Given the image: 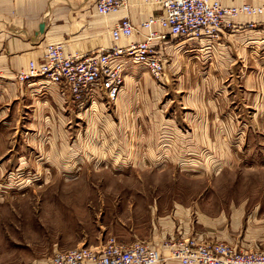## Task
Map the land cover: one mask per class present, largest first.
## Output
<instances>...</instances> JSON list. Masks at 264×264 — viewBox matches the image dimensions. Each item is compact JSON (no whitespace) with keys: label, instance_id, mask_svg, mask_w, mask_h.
I'll return each instance as SVG.
<instances>
[{"label":"rangeland","instance_id":"obj_1","mask_svg":"<svg viewBox=\"0 0 264 264\" xmlns=\"http://www.w3.org/2000/svg\"><path fill=\"white\" fill-rule=\"evenodd\" d=\"M254 33L253 61L225 71L222 61L187 59L165 62L155 78L130 65L134 87L116 101L0 105V264H32L111 236L131 244L187 225L229 226L233 205L249 197L236 219L245 230L264 202V23ZM224 72L254 76V96L243 81L223 92L201 81ZM222 212L223 222L214 219Z\"/></svg>","mask_w":264,"mask_h":264},{"label":"crops","instance_id":"obj_2","mask_svg":"<svg viewBox=\"0 0 264 264\" xmlns=\"http://www.w3.org/2000/svg\"><path fill=\"white\" fill-rule=\"evenodd\" d=\"M95 1L0 0V105H6L10 110L12 103L17 102L21 105L27 101L30 106L34 105L35 107L47 105L62 107L63 100L66 98L60 93L57 86L47 85L44 79L39 78L36 79L39 81L33 85L21 86L17 81L18 73L27 70L31 61L39 63L43 60L47 45L62 43L66 52L80 54L96 49H106L114 44L111 35L112 27L120 19L129 18L139 28V31L134 33L132 37L122 38L118 42L119 46H126L131 42L142 41L147 31L141 28V24L151 16L162 14V7L156 0H126V6L109 15L99 14L95 8ZM219 1L230 6L250 3L264 8V0ZM234 21L238 27L224 29L217 40L170 37L166 45L160 42L157 49L160 48L166 64L167 61H187V59L222 61L221 70L225 71L231 64L230 61L235 63L237 61H253L254 29L258 24L264 23V12L252 16L240 15ZM42 24H44L43 30H41ZM250 24L254 25L250 27ZM156 28L162 30L159 26ZM211 41H215L214 44ZM131 66L133 67V65ZM136 66L140 65L134 67ZM132 77L130 70L129 72L126 71V83L121 95L132 91L134 86L129 83ZM173 77H176L173 78L176 81H184L186 78L185 75ZM212 80L221 83L222 92L224 89L233 88L230 83L243 81L246 83L247 92H251V96H254L255 80L254 76L251 77L249 74L234 75L233 72H224L214 75L210 73L206 74L201 81L211 82ZM144 81L148 83L151 89L157 88L156 82L150 77H145ZM225 83L229 84L223 85ZM218 101L220 102V100ZM27 106L24 105V107ZM245 200L238 205H233V217L229 226L215 225L211 228L204 223L207 229L194 232L187 225L173 231L167 230L164 234L162 233L158 240L137 238L133 242L145 241L159 249L165 257L161 264H182L168 257L169 253L165 244L172 239L194 237L207 243L225 242L234 249L242 251L264 250V202L255 204L251 213L253 215L252 222H249L248 219L247 228L240 230L236 219L240 215L242 218L245 217V210L251 204L249 197ZM223 216H226L224 212L214 219H220V222H223ZM206 218L211 219L208 216ZM242 222L241 219L239 224ZM251 224L258 225L254 227ZM106 239L101 244L90 246L100 247ZM121 242L129 244L127 241ZM52 257L35 261L32 264H53Z\"/></svg>","mask_w":264,"mask_h":264},{"label":"built area","instance_id":"obj_3","mask_svg":"<svg viewBox=\"0 0 264 264\" xmlns=\"http://www.w3.org/2000/svg\"><path fill=\"white\" fill-rule=\"evenodd\" d=\"M162 14L151 16L141 24L146 30L140 42L119 46L122 38H130L139 28L129 18L112 27L113 45L87 53L66 52L62 43L49 44L39 63L31 61L20 71L17 80L29 83L44 79L56 85L64 96L79 103L106 97L116 101L125 86L130 65H140L159 78L166 69L163 54L157 46L166 45L170 37L181 39H217L226 28H237L234 19L241 14L255 15L263 8L250 4L225 6L217 0H156ZM127 5L126 0H96L101 15H109ZM254 24H250L252 27ZM159 26L162 30H157ZM168 257L182 264H264V250L242 251L225 242L207 243L197 238L172 239L165 244ZM165 260L159 249L145 241L126 244L115 236L100 247L81 246L57 252L53 264H161Z\"/></svg>","mask_w":264,"mask_h":264},{"label":"water","instance_id":"obj_4","mask_svg":"<svg viewBox=\"0 0 264 264\" xmlns=\"http://www.w3.org/2000/svg\"><path fill=\"white\" fill-rule=\"evenodd\" d=\"M43 29H44V24L41 25V30H43Z\"/></svg>","mask_w":264,"mask_h":264}]
</instances>
